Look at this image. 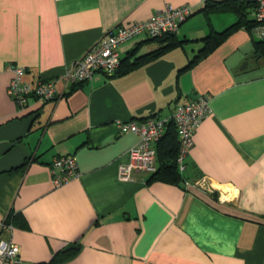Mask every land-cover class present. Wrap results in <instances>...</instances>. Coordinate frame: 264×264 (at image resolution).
Returning <instances> with one entry per match:
<instances>
[{
    "label": "crops",
    "instance_id": "crops-1",
    "mask_svg": "<svg viewBox=\"0 0 264 264\" xmlns=\"http://www.w3.org/2000/svg\"><path fill=\"white\" fill-rule=\"evenodd\" d=\"M205 2L0 0V222L12 225L1 235L18 244L22 264L49 261L61 249L77 251L57 264H264L260 37L242 26L186 68L204 35L238 18L235 11L208 17ZM184 3L192 12L176 32L181 45L126 73H115L119 66L82 82L60 77L117 25ZM158 45L140 34L120 45L121 59ZM13 65L25 68L27 81L54 78L55 96L20 104L8 92ZM200 96L209 97L210 111L179 168L181 183L144 170L122 179L139 134L122 132L117 120L170 117L178 102ZM59 155H75L78 169L56 184ZM72 242L79 247L64 250Z\"/></svg>",
    "mask_w": 264,
    "mask_h": 264
},
{
    "label": "built area",
    "instance_id": "built-area-1",
    "mask_svg": "<svg viewBox=\"0 0 264 264\" xmlns=\"http://www.w3.org/2000/svg\"><path fill=\"white\" fill-rule=\"evenodd\" d=\"M255 16L258 20L254 27L255 34L264 38V0H254ZM190 4L166 5L155 11L148 18L132 22H124L115 29L92 44L78 59L60 76L67 83L85 81L97 71L108 74L114 73L120 65V45L140 34L150 36L177 32L182 21L190 15ZM13 76L10 80L8 92L20 103L24 104L30 95H35L42 100L52 98L56 93L55 79H39L31 82L23 79L25 68L13 65ZM210 111L209 97L200 96L188 102H178L170 117L150 116L143 121L117 120L122 132L133 131L139 134V140L129 149L130 159L120 166V177L124 180L132 178L135 170L153 172L157 169L156 144L165 132L166 124L173 120L180 140V152L177 158L179 168L185 167L184 158L190 147L194 144V134L202 120ZM53 180L60 184L71 174L77 172L78 164L75 155H59L53 158ZM202 186L203 180L196 182ZM11 224L0 222V264H22L19 255V246L12 239L2 237L1 233L6 228L11 229Z\"/></svg>",
    "mask_w": 264,
    "mask_h": 264
},
{
    "label": "trees",
    "instance_id": "trees-1",
    "mask_svg": "<svg viewBox=\"0 0 264 264\" xmlns=\"http://www.w3.org/2000/svg\"><path fill=\"white\" fill-rule=\"evenodd\" d=\"M255 6L256 2L249 0H206L203 11H205L208 17L214 11H235L238 13V18L224 29L216 30L213 28L208 34L204 35L201 38L203 41L202 46L185 67H191L209 55L238 28L245 26L252 31L258 23L256 16H250V12L252 9H255ZM153 39L159 42V45L155 49L137 55L133 60L129 58V55L125 56L121 59L120 67L118 70L116 69L117 71L115 73L121 74L129 72L135 67L159 57L165 51L181 45L186 40L178 38L176 32L153 36ZM255 53L264 56V38L256 40ZM156 148L157 169L151 172L150 178L181 183L183 174L179 169L177 161L180 152V140L172 119L167 122L165 132L158 140ZM76 251V249H70L68 251H62L61 249L55 252L49 261L35 264H57L74 255Z\"/></svg>",
    "mask_w": 264,
    "mask_h": 264
},
{
    "label": "water",
    "instance_id": "water-1",
    "mask_svg": "<svg viewBox=\"0 0 264 264\" xmlns=\"http://www.w3.org/2000/svg\"><path fill=\"white\" fill-rule=\"evenodd\" d=\"M251 1H254V0H251ZM78 247H79L78 244L72 242V243L68 244L67 246H65V247H64V250H68V249H70V248H78Z\"/></svg>",
    "mask_w": 264,
    "mask_h": 264
},
{
    "label": "bare ground",
    "instance_id": "bare-ground-1",
    "mask_svg": "<svg viewBox=\"0 0 264 264\" xmlns=\"http://www.w3.org/2000/svg\"><path fill=\"white\" fill-rule=\"evenodd\" d=\"M116 71V70H115Z\"/></svg>",
    "mask_w": 264,
    "mask_h": 264
}]
</instances>
